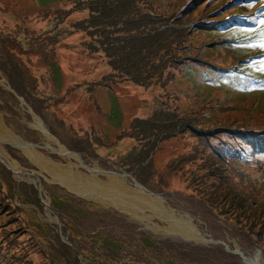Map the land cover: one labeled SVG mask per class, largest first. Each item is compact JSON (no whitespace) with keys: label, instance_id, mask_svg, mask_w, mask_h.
Instances as JSON below:
<instances>
[{"label":"rangeland","instance_id":"obj_1","mask_svg":"<svg viewBox=\"0 0 264 264\" xmlns=\"http://www.w3.org/2000/svg\"><path fill=\"white\" fill-rule=\"evenodd\" d=\"M73 1L0 0V47L5 50L3 55L0 51V118L3 126L24 141L58 148L53 137L33 126L35 117L27 107L20 106L11 92L21 94L20 89L26 88L35 98L33 103L38 109L30 104L34 113L62 144L82 156L86 166L74 157H62L35 147L38 153L83 177L107 180L106 175L90 168L133 172L146 190L161 196L163 204L172 210L169 214L189 213L197 232L200 231L209 242L174 237L186 226L172 223L174 219L170 216L166 219L176 232H153L146 219L140 220L115 205L99 203L65 188L49 172L37 166L25 148L3 141L0 147L19 162L21 168L13 169L0 158V264H83L76 252L63 242L57 231V221L62 224L63 235L70 237L90 264H246L239 255L229 252L217 241L240 248L249 256L256 257L261 253L264 264V165L249 160L209 167L202 151H196L198 140L191 132L173 134L154 144L152 120L139 122L135 135L128 132L129 123L136 116L155 118L154 127L167 126L172 121L169 124L173 123V126H167L165 130L173 132L181 122L179 119L189 112L199 121L238 120L256 128L264 127V39L250 38L247 30L223 31L225 33L216 35L218 39L245 36L241 40L248 38L247 44H234H242L246 49L241 51L248 54H260L248 60L249 69L260 78L258 81L250 79L258 86L256 91H251V84L244 86L236 78L216 73H222L221 70H226L223 66H234L237 61L233 52L230 54L221 49L212 54L213 64L219 67L213 75L215 79L211 78V71L210 79L199 68L192 71L178 69L167 87L145 88L124 83L117 93L108 88H96L95 94L89 89L87 80L98 79L99 75L106 76L112 71L106 67V59L90 50L88 41V51L83 48L86 32L78 25L72 27V23L87 16L88 11L80 9L66 14ZM183 1L159 0L147 5L151 9L160 3L176 7ZM248 1V8H242L244 15L257 14L254 8L264 6V0ZM258 14H264V7ZM55 23L57 31L53 35L60 42L55 45L48 41L42 49L41 42L46 39L43 37L50 36L43 30ZM192 24L193 21L187 27ZM39 31L43 34L38 35ZM15 35L19 41L15 40ZM18 46L29 48V52L24 51L16 65L11 56H15ZM173 99L176 100L172 102ZM167 101L178 108L172 115L165 113L166 107H160L161 102ZM137 146L151 147L147 154L153 155L148 164L135 165L133 155ZM132 150L133 154L128 155ZM138 165L140 167H136ZM200 174L218 176L202 182ZM34 175L35 179H32ZM39 179L45 190L39 188ZM231 190L241 197L242 210L237 214L229 203L232 200L227 202L224 195H219ZM50 193L54 195L53 199ZM47 203H51L52 210ZM142 211L141 215H150L155 223L164 225L156 213L158 209L154 211L147 207ZM249 225L257 231L256 237L250 232ZM259 235L263 239L261 245L256 241ZM142 237L153 238L159 244L147 246L153 244L147 240L145 245ZM106 243L112 244L114 249ZM177 244L185 248L177 247Z\"/></svg>","mask_w":264,"mask_h":264},{"label":"trees","instance_id":"obj_2","mask_svg":"<svg viewBox=\"0 0 264 264\" xmlns=\"http://www.w3.org/2000/svg\"><path fill=\"white\" fill-rule=\"evenodd\" d=\"M157 1L159 0H85L81 2L74 0L72 6L66 10V14L80 9L88 11L87 16L72 23L73 27L78 25L86 32L90 50L100 52L112 68L111 73L89 85L91 91L98 84L109 89L124 83H134L145 88L167 87L170 84L168 82L173 79L175 70L218 69L211 59L212 54L221 49L230 54L233 52V56L237 59L234 53L236 49L229 46L233 42L229 39H218L216 35L218 31L228 28L230 24L238 23L239 27H245L248 24L249 20L242 15L245 0H184L176 7L160 3L159 6L154 5L157 8L153 9L147 5L149 2L153 4ZM200 6L202 8L198 14ZM223 11L225 12L221 13ZM192 21L193 26L187 27ZM43 31L47 34L50 32L47 28ZM43 31H39V34L42 35ZM242 49L244 48L239 47L238 53L245 54L246 52L241 51ZM0 51L2 55L5 52L2 46ZM11 57L17 65L19 54ZM247 67V64L237 68L229 66L225 72L228 76L244 75V69ZM25 89L21 88L20 92L35 109H38L33 103L35 98ZM175 100L173 99L172 102ZM171 103L168 101L160 103L161 108L166 107L165 113L168 115L178 110L177 106H172ZM96 107L99 108L98 105ZM192 119L197 122L191 121ZM151 120L153 121L152 136L160 134L169 137L186 132L194 134L198 140L196 151H202V157L206 158L205 162L209 164V167L217 163V167L221 164L235 165L248 160L251 155L257 158L264 155V129H253L244 121H220L216 118L199 121L193 113L189 112L179 119L181 122L178 123V128L169 133L165 128L173 126V123L169 124L172 121L167 126L161 127H154L155 118L153 117L136 121ZM207 121L209 122L205 125ZM211 123L214 125L210 126ZM238 145L239 149L234 151ZM216 176L218 175L213 174L207 177L200 174L202 182L215 179ZM219 195H224L227 202L229 199L232 200L229 203L236 214L242 210L239 205L241 197L237 192L231 190ZM249 228L251 232L257 234L250 225ZM261 238L259 235V239Z\"/></svg>","mask_w":264,"mask_h":264},{"label":"bare ground","instance_id":"obj_3","mask_svg":"<svg viewBox=\"0 0 264 264\" xmlns=\"http://www.w3.org/2000/svg\"><path fill=\"white\" fill-rule=\"evenodd\" d=\"M34 126L39 128L45 134H48L44 126L37 119ZM11 141L14 144L23 145V139L16 135L13 131L6 129L3 126V122L0 118V142ZM25 148V149H24ZM23 149L26 151L28 157H30L40 168L49 172L52 177L66 186L68 189L99 203H105L109 205H115L118 209L128 212L131 216L138 219H146L147 225L153 230V232H161L165 234H172L177 230L174 229L170 220L166 219L170 216L174 220L172 223H179L185 227H182L179 231L180 235H173L176 238L206 241L202 234L197 232V228L192 224V217L187 212H179L169 214L168 209L164 204V200L161 196L153 194L149 191H145L138 184L132 185L127 176L124 174L111 173L108 174L107 180L97 179L96 176L83 177L82 175H75L73 172L65 170L63 166H59L51 159L45 157L41 153H38L34 146L25 144ZM61 153H64V148L60 146ZM0 158L9 163L10 167L16 170H20L18 162L14 161L3 148L0 147ZM95 173H98L97 171ZM33 179V178H32ZM136 185V186H135ZM152 204V205H150ZM150 207L152 210L158 209L156 212L161 219L163 226L154 222L152 217L148 215H141V211ZM142 211V212H143ZM196 229V230H195ZM256 262H261L259 256H254Z\"/></svg>","mask_w":264,"mask_h":264},{"label":"water","instance_id":"obj_4","mask_svg":"<svg viewBox=\"0 0 264 264\" xmlns=\"http://www.w3.org/2000/svg\"><path fill=\"white\" fill-rule=\"evenodd\" d=\"M237 252H239L243 256V253L242 252H240V251H237Z\"/></svg>","mask_w":264,"mask_h":264}]
</instances>
